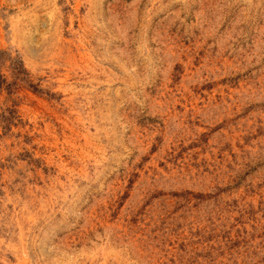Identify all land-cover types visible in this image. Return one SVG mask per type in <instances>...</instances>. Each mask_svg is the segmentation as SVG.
<instances>
[{"label": "rangeland", "instance_id": "rangeland-1", "mask_svg": "<svg viewBox=\"0 0 264 264\" xmlns=\"http://www.w3.org/2000/svg\"><path fill=\"white\" fill-rule=\"evenodd\" d=\"M0 52V264H264V0H0Z\"/></svg>", "mask_w": 264, "mask_h": 264}, {"label": "trees", "instance_id": "trees-1", "mask_svg": "<svg viewBox=\"0 0 264 264\" xmlns=\"http://www.w3.org/2000/svg\"><path fill=\"white\" fill-rule=\"evenodd\" d=\"M0 54L2 55V53L0 52ZM23 68H21V66L19 67V71H15V73L17 74V75H19V74H22L23 73V70H22ZM17 78L19 77V76H16ZM5 84H7V81H6V79L4 78V76H1L0 75V88L3 86V85H5Z\"/></svg>", "mask_w": 264, "mask_h": 264}]
</instances>
